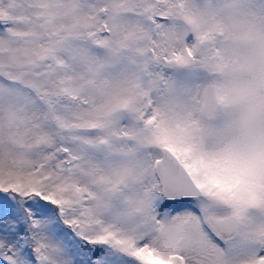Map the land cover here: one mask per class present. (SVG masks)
<instances>
[{
  "label": "snow or ice",
  "instance_id": "snow-or-ice-1",
  "mask_svg": "<svg viewBox=\"0 0 264 264\" xmlns=\"http://www.w3.org/2000/svg\"><path fill=\"white\" fill-rule=\"evenodd\" d=\"M0 264H264V0H0Z\"/></svg>",
  "mask_w": 264,
  "mask_h": 264
}]
</instances>
